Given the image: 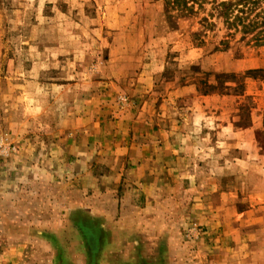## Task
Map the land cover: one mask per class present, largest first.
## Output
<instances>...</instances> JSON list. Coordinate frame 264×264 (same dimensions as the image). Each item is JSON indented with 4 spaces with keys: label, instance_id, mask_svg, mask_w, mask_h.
Instances as JSON below:
<instances>
[{
    "label": "rangeland",
    "instance_id": "374dc122",
    "mask_svg": "<svg viewBox=\"0 0 264 264\" xmlns=\"http://www.w3.org/2000/svg\"><path fill=\"white\" fill-rule=\"evenodd\" d=\"M202 1L189 13L166 0H0V148H11L8 155L0 152V160L14 163L23 142L34 140L41 150L43 142L57 138L63 114L75 109L85 114L91 106L105 113L111 126L145 106L155 111L158 127L172 130L178 145L196 147V156H187L208 166L200 170L202 179L206 173L218 175L212 166L218 159L213 138L218 116L226 121L227 137L230 123L242 127L243 138L264 153V44L257 39L264 32L245 34L242 26L228 27L224 0ZM256 1L245 6L252 8L246 22L264 8V0ZM44 110L46 120L35 121L32 115ZM22 115L20 135L25 137L20 142L11 125ZM32 155L46 156L23 152L20 157ZM243 170L235 182L247 207L251 193L258 189L264 195V173L255 164ZM5 171L15 177L18 169L10 165ZM227 171V180L236 184L233 168ZM246 225V237L264 241V233ZM179 237L188 245L181 264H216L211 256L222 243L216 241L218 231L191 216L180 225ZM259 251L253 256L264 264V248ZM240 256V251L233 253L232 261L220 264H234Z\"/></svg>",
    "mask_w": 264,
    "mask_h": 264
},
{
    "label": "crops",
    "instance_id": "0c3cea01",
    "mask_svg": "<svg viewBox=\"0 0 264 264\" xmlns=\"http://www.w3.org/2000/svg\"><path fill=\"white\" fill-rule=\"evenodd\" d=\"M143 109L114 126L97 107L85 114L75 109L63 114L54 142H43L41 150L34 140L23 142L14 163L0 160V264H181L188 245L179 237L180 225L191 216L220 234L213 263L232 261L239 251V263H258L253 255L264 241L243 231L248 223L264 233V195L257 189L243 207L246 197L235 181L243 167L255 164L264 173V153L243 138L242 127L230 123L227 137L226 121L218 116V159L212 162L218 175L202 179L200 170L208 166L193 158L196 147L178 145L172 130L158 127L156 112ZM45 110L32 115L35 121L46 120ZM18 118L12 136L22 142L23 115ZM23 152L46 156L24 160ZM10 165L18 169L15 177L5 171ZM230 167L236 184L226 178Z\"/></svg>",
    "mask_w": 264,
    "mask_h": 264
},
{
    "label": "trees",
    "instance_id": "16d2710c",
    "mask_svg": "<svg viewBox=\"0 0 264 264\" xmlns=\"http://www.w3.org/2000/svg\"><path fill=\"white\" fill-rule=\"evenodd\" d=\"M203 2L202 0H166L168 5L173 4V7H176L177 9H187L189 13L194 11V5L198 2ZM192 2V4H190ZM248 2H254L256 3V0H237L236 2H233L232 0H224L221 5L223 7L222 15L225 18L226 23L228 24V27L235 26L239 27L242 26V32L250 33L254 30H258L260 32H264V8H262L257 14L256 18L253 20H249V22H246V19L249 15L248 12L252 11V8H248V11L246 10L245 6L248 4ZM240 5H243V7H240ZM250 10V11H249ZM235 11H237L236 14ZM245 14H248L245 16ZM231 16H233V20L231 21ZM258 17V18H257ZM259 43L264 44V35L260 36V38H257Z\"/></svg>",
    "mask_w": 264,
    "mask_h": 264
},
{
    "label": "built area",
    "instance_id": "2783aa9c",
    "mask_svg": "<svg viewBox=\"0 0 264 264\" xmlns=\"http://www.w3.org/2000/svg\"><path fill=\"white\" fill-rule=\"evenodd\" d=\"M0 152L2 153V155H8L9 153H11V148L3 144L2 148H0Z\"/></svg>",
    "mask_w": 264,
    "mask_h": 264
}]
</instances>
